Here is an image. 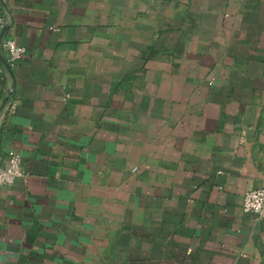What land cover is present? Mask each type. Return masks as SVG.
I'll use <instances>...</instances> for the list:
<instances>
[{
	"label": "crops",
	"instance_id": "0c3cea01",
	"mask_svg": "<svg viewBox=\"0 0 264 264\" xmlns=\"http://www.w3.org/2000/svg\"><path fill=\"white\" fill-rule=\"evenodd\" d=\"M0 5V264H264V0Z\"/></svg>",
	"mask_w": 264,
	"mask_h": 264
},
{
	"label": "built area",
	"instance_id": "2783aa9c",
	"mask_svg": "<svg viewBox=\"0 0 264 264\" xmlns=\"http://www.w3.org/2000/svg\"><path fill=\"white\" fill-rule=\"evenodd\" d=\"M6 22V17L0 5V35L3 33L6 26L8 27L7 31L9 29L8 23ZM6 33L1 39L0 46L8 51L9 56L6 60L9 66L12 67L16 62L27 55L28 50L25 46L18 45L13 39L7 38ZM7 94L9 95V99L7 100L8 109L14 111L16 108V101L10 99L12 89H8ZM24 172L20 153L12 152L7 164H4V158L0 154V186H12L18 178L24 175ZM242 206L246 214L262 217L264 215V185L248 190L244 195Z\"/></svg>",
	"mask_w": 264,
	"mask_h": 264
},
{
	"label": "water",
	"instance_id": "95a60500",
	"mask_svg": "<svg viewBox=\"0 0 264 264\" xmlns=\"http://www.w3.org/2000/svg\"><path fill=\"white\" fill-rule=\"evenodd\" d=\"M7 26L5 27V29H4V31H3V33L0 35V43H1V39H2V37L5 35V33H6V31H7ZM0 48H1V46H0ZM0 58H1V61L6 65V67L9 69V71L12 73V69H11V67L9 66V64H8V62H7V60L5 59V58H3V56L1 55V53H0ZM7 100L8 99H6L5 100V103H7Z\"/></svg>",
	"mask_w": 264,
	"mask_h": 264
}]
</instances>
